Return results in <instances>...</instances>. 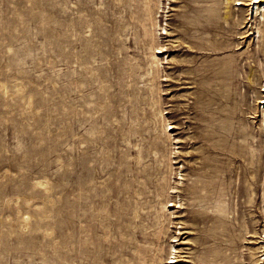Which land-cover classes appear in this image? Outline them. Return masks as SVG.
Listing matches in <instances>:
<instances>
[{
	"label": "rangeland",
	"instance_id": "374dc122",
	"mask_svg": "<svg viewBox=\"0 0 264 264\" xmlns=\"http://www.w3.org/2000/svg\"><path fill=\"white\" fill-rule=\"evenodd\" d=\"M254 1L0 0V264H264Z\"/></svg>",
	"mask_w": 264,
	"mask_h": 264
},
{
	"label": "bare ground",
	"instance_id": "6f19581e",
	"mask_svg": "<svg viewBox=\"0 0 264 264\" xmlns=\"http://www.w3.org/2000/svg\"><path fill=\"white\" fill-rule=\"evenodd\" d=\"M228 1V0H227ZM159 3V2H158ZM239 4V3H238ZM257 5V7H256V9H257V11H261V12H263V10H264V0H255L254 1V5ZM155 63L156 64H158L159 63V59L157 58V56L155 55ZM173 262H175V263H177L178 262V260H174ZM174 263V264H175ZM169 264H172V262H170Z\"/></svg>",
	"mask_w": 264,
	"mask_h": 264
}]
</instances>
